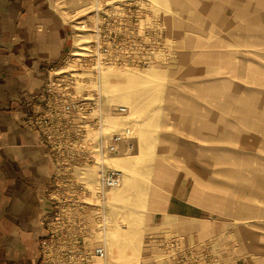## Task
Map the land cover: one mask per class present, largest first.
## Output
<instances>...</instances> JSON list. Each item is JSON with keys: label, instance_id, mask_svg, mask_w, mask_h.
Masks as SVG:
<instances>
[{"label": "rangeland", "instance_id": "obj_1", "mask_svg": "<svg viewBox=\"0 0 264 264\" xmlns=\"http://www.w3.org/2000/svg\"><path fill=\"white\" fill-rule=\"evenodd\" d=\"M55 1L74 35L58 66L81 92L98 86L105 110L127 106L108 120L134 135L106 160L119 185L92 194L109 264H264V0ZM181 193L185 217L167 215Z\"/></svg>", "mask_w": 264, "mask_h": 264}, {"label": "built area", "instance_id": "obj_2", "mask_svg": "<svg viewBox=\"0 0 264 264\" xmlns=\"http://www.w3.org/2000/svg\"><path fill=\"white\" fill-rule=\"evenodd\" d=\"M47 72L44 86L23 99L21 122L39 134V144L53 164L51 207L44 217L47 234L40 242L39 264H109L110 218L105 200L95 203L92 194L104 196L121 182V172L106 160L132 149L134 135L128 125L113 130L108 117L124 116L128 107L112 104L105 110L101 89L81 92L71 69L55 66ZM91 167L96 169V189L85 173ZM173 242L172 234L157 242L171 263L178 253L168 250Z\"/></svg>", "mask_w": 264, "mask_h": 264}, {"label": "crops", "instance_id": "obj_3", "mask_svg": "<svg viewBox=\"0 0 264 264\" xmlns=\"http://www.w3.org/2000/svg\"><path fill=\"white\" fill-rule=\"evenodd\" d=\"M73 37L55 0H0V264H39L53 164L21 123L23 99L44 86ZM185 204L171 195L164 210L185 217Z\"/></svg>", "mask_w": 264, "mask_h": 264}, {"label": "bare ground", "instance_id": "obj_4", "mask_svg": "<svg viewBox=\"0 0 264 264\" xmlns=\"http://www.w3.org/2000/svg\"><path fill=\"white\" fill-rule=\"evenodd\" d=\"M107 69H110V68H106V69H104V71H103V73L107 70ZM244 143H246V142H244ZM234 160V159H233ZM219 162H221V161H219ZM220 164H226V165H229V164H231V165H234L230 160H227L226 162H221ZM242 168H243V166H242ZM223 170V169H222ZM230 171V170H229ZM233 172V171H232ZM235 172V171H234ZM239 174H240V172H239ZM242 175V174H241ZM92 182V181H91ZM92 188L94 189V187H95V189H96V182L94 181V182H92ZM231 195H232V197H235V200H237V201H243V202H246V200H248L247 198H246V196H244V195H242V194H238V192H236V193H233V192H231ZM107 196V195H106ZM236 201V202H237ZM113 251H114V254H115V256L117 255V254H119L118 253V251H119V249H118V244H115L113 247Z\"/></svg>", "mask_w": 264, "mask_h": 264}]
</instances>
